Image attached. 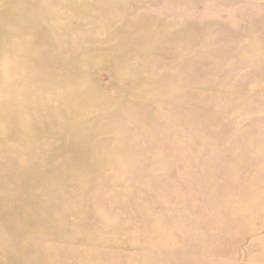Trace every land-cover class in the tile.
Instances as JSON below:
<instances>
[{"label": "rangeland", "instance_id": "374dc122", "mask_svg": "<svg viewBox=\"0 0 264 264\" xmlns=\"http://www.w3.org/2000/svg\"><path fill=\"white\" fill-rule=\"evenodd\" d=\"M0 264H264V0H0Z\"/></svg>", "mask_w": 264, "mask_h": 264}]
</instances>
